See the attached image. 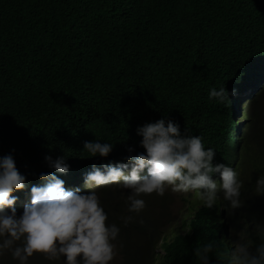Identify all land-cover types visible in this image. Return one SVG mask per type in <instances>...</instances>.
<instances>
[{"label":"trees","instance_id":"16d2710c","mask_svg":"<svg viewBox=\"0 0 264 264\" xmlns=\"http://www.w3.org/2000/svg\"><path fill=\"white\" fill-rule=\"evenodd\" d=\"M261 58L264 0H0V157L11 154L22 170L65 157L73 169L97 158L82 151L85 141L113 143L111 152L135 148L136 129L166 117L182 135H200L213 164L233 165L244 181L241 208L221 215V202L206 209L189 195L191 218L173 229L156 220L169 216L163 196L141 194L146 206L136 215L127 211V189L75 188L96 191L106 224L120 227L116 264H198L194 249L207 242L221 249L209 264H226L228 224L243 221L251 231L264 223V195L252 192L264 174V87L245 99L236 137L243 92L227 104L209 100L208 90ZM29 201L14 203L17 215ZM126 215L134 216L127 226ZM251 239L254 250L261 241ZM0 264L17 261L6 252ZM27 264L62 262L34 253Z\"/></svg>","mask_w":264,"mask_h":264},{"label":"clouds","instance_id":"9594fccd","mask_svg":"<svg viewBox=\"0 0 264 264\" xmlns=\"http://www.w3.org/2000/svg\"><path fill=\"white\" fill-rule=\"evenodd\" d=\"M241 65L226 87L208 90L209 100L227 104L235 98L236 89L243 92L238 121L233 122L235 137L245 116V99L264 87V58ZM136 135L141 137L140 146L113 152V143L98 139L85 141L82 151L97 158L73 169L68 168L65 157L53 161L46 156L49 167L28 170L15 167L11 154L0 157V256L10 253L17 264H27L34 253L62 264H110L116 255L113 241L120 227L115 223L106 224L107 213L97 192L85 193L75 188L82 184L85 188L115 185L129 190L127 211L136 215L146 206L141 194L163 196L164 205L169 209L172 199L168 192L171 191L187 194L182 197L184 201L189 195L194 201L195 198L201 200L199 206L206 209L217 207L219 201L221 215L222 209L230 215L242 207L244 181L233 165L213 164L215 151L205 148L200 135H182L179 125L166 117L138 127ZM121 155L128 163H117L121 157L115 158ZM107 159L112 161H103ZM71 171H78V175L70 176ZM252 192L264 195V174L257 177ZM26 199H30L29 203L17 215L14 203ZM152 202L162 203L155 195ZM155 210L156 215L161 216L160 211ZM191 215L172 227L188 223ZM120 219L127 226L134 216ZM156 220L162 223L159 217ZM184 231L190 233L191 228ZM226 234L234 241L230 251L224 247L226 264H264V223H253L251 231L243 221L228 224ZM252 236L261 241L254 250ZM220 251V245L215 242L201 243L195 247L194 256L198 264H209V255L216 257Z\"/></svg>","mask_w":264,"mask_h":264},{"label":"rangeland","instance_id":"374dc122","mask_svg":"<svg viewBox=\"0 0 264 264\" xmlns=\"http://www.w3.org/2000/svg\"><path fill=\"white\" fill-rule=\"evenodd\" d=\"M124 157H125L124 155H121V156L115 158V160H118L120 158L119 162H117V163H128V161L124 160ZM103 161H112V159L111 160L107 159V160H103ZM117 163L113 164V166H115ZM185 195H187V194L175 193L173 191L168 192V196L172 199V203L169 204V209H170L169 210V217L165 218L162 222L164 226H168V225L172 226L173 224L178 225L181 223V221H184L185 219H187L190 216L191 212L189 210H187L188 205L182 199V197ZM191 200L194 201V198L190 199V201ZM159 201H162V200L159 199ZM168 229L169 228L166 227L165 230H168ZM173 229H176V227H173ZM180 229H182V228H180ZM240 230L241 229H239L238 232ZM170 231L172 232L173 230H170ZM115 257L117 259H119L117 256V253H116ZM110 263L116 264L114 259Z\"/></svg>","mask_w":264,"mask_h":264}]
</instances>
